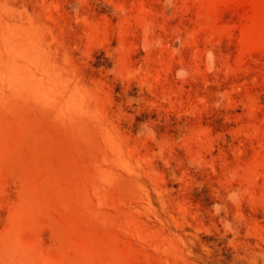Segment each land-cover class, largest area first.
Segmentation results:
<instances>
[{
	"label": "rangeland",
	"instance_id": "rangeland-1",
	"mask_svg": "<svg viewBox=\"0 0 264 264\" xmlns=\"http://www.w3.org/2000/svg\"><path fill=\"white\" fill-rule=\"evenodd\" d=\"M0 264H264V0H0Z\"/></svg>",
	"mask_w": 264,
	"mask_h": 264
}]
</instances>
